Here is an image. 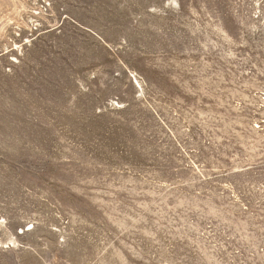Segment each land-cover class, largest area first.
<instances>
[{
    "label": "rangeland",
    "instance_id": "1",
    "mask_svg": "<svg viewBox=\"0 0 264 264\" xmlns=\"http://www.w3.org/2000/svg\"><path fill=\"white\" fill-rule=\"evenodd\" d=\"M0 264H264V0H0Z\"/></svg>",
    "mask_w": 264,
    "mask_h": 264
}]
</instances>
